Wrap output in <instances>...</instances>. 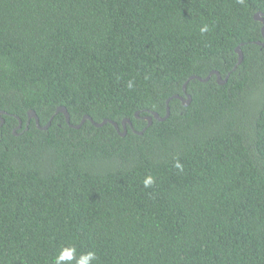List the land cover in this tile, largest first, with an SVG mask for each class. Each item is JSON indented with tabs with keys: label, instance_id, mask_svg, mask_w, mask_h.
<instances>
[{
	"label": "trees",
	"instance_id": "obj_1",
	"mask_svg": "<svg viewBox=\"0 0 264 264\" xmlns=\"http://www.w3.org/2000/svg\"><path fill=\"white\" fill-rule=\"evenodd\" d=\"M257 12L264 0H0V264L68 247L63 264H264ZM213 70L228 80L183 90ZM86 115L132 123L71 126Z\"/></svg>",
	"mask_w": 264,
	"mask_h": 264
},
{
	"label": "water",
	"instance_id": "obj_2",
	"mask_svg": "<svg viewBox=\"0 0 264 264\" xmlns=\"http://www.w3.org/2000/svg\"><path fill=\"white\" fill-rule=\"evenodd\" d=\"M254 18H255L256 20H260V21H262V23H263V26H262V34H263V37H264V15H263V13H261V12H257V13H255ZM257 43L260 44V45H263V46H264V40H263V41H257ZM236 51H237V53L239 54V60H238V63H241V62L243 61V52H242V50H241V46H240V45L236 48ZM214 74L217 76V80H218V82L221 83V84L225 83V82L228 80V76L230 75V74H229L225 79H223V78L221 77L219 71H216V70L211 71V72L208 74V76L205 77V78H202V77L197 76V75H192V76H190L189 79L185 82L184 87H183V90L186 91V89H187V83H188L189 80H191V79H199V80H201V81H208V80L211 78V76L214 75ZM172 98H177V99L182 100V102H183L184 105H189L190 102H191V96H190L189 94H188V97H187V98H183L181 95H179V94H175V95H173L172 97H170V98L168 99L167 102L169 103V101H170ZM59 112L63 113V114L65 115V117H66L67 122L70 123V114H69L67 108H66L65 106H59V107L57 108L56 113H59ZM4 113H5L4 111H0V115H1V114H4ZM135 116H136V117H139V112H137V113L135 114ZM169 116H170V107H169V105H168V106H167V113H166L165 116H161L159 113H157V112H153V116H146L145 118L149 121V124H151V123L153 122V119H154V118L157 119V120L162 121V120H166ZM28 117H29V119H31V118H35L37 126H38L39 128H41V129H46V128H48V127L50 126V124H51V121H50L47 125H45V126H41V124H40V120H39V118H38V115L36 114V112H35L34 110H30V111L28 112ZM86 119H90V120H91L96 126H103V125L106 124V123H112V124L116 127V129L121 133V135H123V136H125V135L127 134V123H129L130 125H131V123H132L130 119H124L123 122H122L123 127H124V130H123V131H120L119 124H118L116 121H113V120H110V119H104L102 122H95V121L93 120L92 117H90L89 115H86V116L84 117V119L82 120V122H81L79 125H72V124H71V126H72V127L79 128V127L84 123V121H85ZM19 121H20V124L18 125L17 128H21V127H22V120H19ZM3 123H4V119L2 118L1 123H0V126H1ZM14 132L16 133V129H15ZM139 133L142 134L143 131H141V132H139Z\"/></svg>",
	"mask_w": 264,
	"mask_h": 264
},
{
	"label": "clouds",
	"instance_id": "obj_3",
	"mask_svg": "<svg viewBox=\"0 0 264 264\" xmlns=\"http://www.w3.org/2000/svg\"><path fill=\"white\" fill-rule=\"evenodd\" d=\"M208 31L207 26L205 25L201 28V32ZM131 86V85H129ZM177 167H181L177 164ZM154 183L152 177H148L144 180V186L149 187ZM73 253H76L75 247H68L61 250L60 254L55 259V264H63L66 259H73ZM97 256L94 252H88L86 254L80 255L78 259H76V264H91V261L96 260Z\"/></svg>",
	"mask_w": 264,
	"mask_h": 264
}]
</instances>
